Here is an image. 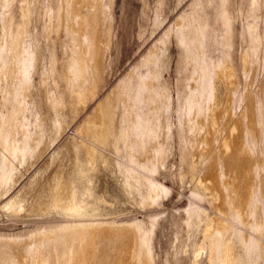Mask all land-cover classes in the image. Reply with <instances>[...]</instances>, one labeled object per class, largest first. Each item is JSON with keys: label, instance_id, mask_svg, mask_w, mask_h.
<instances>
[{"label": "bare ground", "instance_id": "1", "mask_svg": "<svg viewBox=\"0 0 264 264\" xmlns=\"http://www.w3.org/2000/svg\"><path fill=\"white\" fill-rule=\"evenodd\" d=\"M113 3L0 0V264H157L135 209L169 194L175 137L192 198L164 264H264V0H191L101 95Z\"/></svg>", "mask_w": 264, "mask_h": 264}, {"label": "rangeland", "instance_id": "2", "mask_svg": "<svg viewBox=\"0 0 264 264\" xmlns=\"http://www.w3.org/2000/svg\"><path fill=\"white\" fill-rule=\"evenodd\" d=\"M191 0H184L179 4V0H167V19L165 23L155 29V0H114V34L115 39L112 45L110 54L111 66L106 74L102 84L104 85L101 95L108 92L115 83L123 77L131 67L137 63L142 56L147 52L149 47L162 34L163 29L169 23L171 24L181 10L188 7ZM242 1V0H236ZM238 31L242 29V22H236ZM241 44L238 40L236 56L240 54ZM173 59L169 72H166V77L170 79L173 89L177 83V63H178V47L175 43L171 45ZM59 68L62 69V62L59 63ZM264 77V69L262 68L259 75V80L254 82V88L258 83H261V78ZM176 96V95H175ZM95 102H92L79 116V122L89 111L95 107ZM76 122V123H77ZM75 123L68 129L67 134L72 133ZM180 148L178 138L175 137L173 154L169 160L168 168H163V174L159 177L170 186L169 194L162 198V204L155 206L150 210L140 209L135 212L136 217L143 218L147 212H152L158 215L159 225L156 229V251L157 264H164L167 251H171V242L175 238V230L182 222V211L190 204L192 192L190 182H182L178 175L180 167ZM20 224V227H23ZM183 264H188L187 261Z\"/></svg>", "mask_w": 264, "mask_h": 264}]
</instances>
